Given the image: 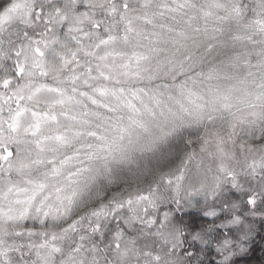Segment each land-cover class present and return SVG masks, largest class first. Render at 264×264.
<instances>
[{"label": "snow or ice", "instance_id": "obj_1", "mask_svg": "<svg viewBox=\"0 0 264 264\" xmlns=\"http://www.w3.org/2000/svg\"><path fill=\"white\" fill-rule=\"evenodd\" d=\"M0 264H264V0H0Z\"/></svg>", "mask_w": 264, "mask_h": 264}]
</instances>
